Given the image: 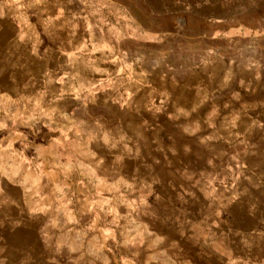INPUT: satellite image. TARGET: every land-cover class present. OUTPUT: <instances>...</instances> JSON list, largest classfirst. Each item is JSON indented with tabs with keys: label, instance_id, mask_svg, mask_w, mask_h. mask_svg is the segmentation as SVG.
<instances>
[{
	"label": "rangeland",
	"instance_id": "374dc122",
	"mask_svg": "<svg viewBox=\"0 0 264 264\" xmlns=\"http://www.w3.org/2000/svg\"><path fill=\"white\" fill-rule=\"evenodd\" d=\"M109 44L117 50L122 46L127 56V69L131 70L141 64L147 66L145 78L148 81L156 79L157 74L164 75V78L171 81H183L185 76L200 69L209 75L228 73L234 81L238 78L240 81H252L240 85L239 89L241 92L246 89L248 94L245 95L254 99L251 107L247 109L251 110L253 116L250 120L256 127L255 138L261 137V132H264V97H260L261 94L264 95V83H261L264 81V0H0V143L12 142L15 145L13 152L17 154L18 159L24 156L28 160L38 157L58 159V156L66 159L67 156L63 155L70 154L71 147L64 148L61 143L69 141L72 137L80 159L103 162L100 155L104 146L110 143L114 148L125 137L127 141L124 142L133 148L138 146L142 155L140 159L158 171L162 179L169 177V167L164 166L167 164L170 165V171L176 174L187 170L192 179V182H186V185L183 182H175L174 188L163 180L162 183L152 184L157 189L192 190L193 197L186 199L192 200V203L186 207L184 198H177L174 207V199L152 198L151 190L154 188L150 183L145 184L142 180H130L126 177L122 180L102 182L98 179L94 182L82 179L67 180L58 183L57 188L54 187L53 190L48 186L47 191L49 190V195H53L55 207L69 206V211H72L73 206L84 205L90 211L95 210L92 215L95 217L96 227L94 243H90V247L88 243L79 247L87 258L88 255L94 256V262L80 264H179L171 259L173 255L180 254L187 258L185 264H221L205 258L206 247L202 243L207 239L206 234L210 235L211 232L205 230V222L210 218L207 217L209 213L205 207L200 205L196 189L200 186L214 189V185L221 184L216 174L222 169L233 170L236 178L241 177V173H246L245 167L217 165L221 158L218 157L219 151L212 145L208 146V165H201L197 159L199 153L203 155L205 149L197 148L199 144L196 142L201 140H198L199 135L195 133L169 134L160 130L156 133L138 132L127 135L100 133L107 111L102 105L97 106L95 95H101L105 90L104 81L100 85L95 83L73 91L77 100L70 104L76 106L75 118L65 116L66 114L61 118L55 110V101H45L46 98L50 99L61 92L62 89L57 84L68 77L72 66L81 68L94 57L95 60L104 57L105 47ZM73 57L78 60L73 61ZM83 70L84 67L81 72ZM45 76L48 81H40V78ZM63 88L67 91L66 86ZM224 89L231 90L232 87ZM249 91L252 93L249 94ZM229 93L225 91L219 99L223 108L232 107ZM132 111L135 110H129L128 118L133 114ZM142 115L145 126L149 127L147 130L173 124L167 119L148 118L147 111ZM89 116L93 120H88ZM141 117L137 118L138 121ZM219 120L222 119L211 120L209 126L216 125ZM63 121L66 125L73 122L78 124L80 131L70 135L49 132L57 125L61 126ZM138 121L128 124L136 126ZM56 139L60 146H56L55 151L49 143ZM171 139H174L175 144L181 143V148L169 155L166 143ZM184 142L194 147L188 152L191 166L185 164L186 150L182 144ZM211 142L214 141L208 140V143ZM46 143L47 148L44 146ZM228 152L230 151L223 152L224 156ZM261 152L263 151H256L255 158H264V155L260 156ZM169 157H175L176 162L174 163L173 159L170 161ZM1 163L0 191L8 187L7 183H2V179L14 180L12 178L18 177L15 175H20L17 163L12 168L13 173L16 171L15 175L7 174V159ZM10 163L13 164L11 160ZM54 168L57 167L52 165L51 169ZM20 170L22 172L23 168L20 167ZM262 171L264 166H257L249 171L253 175L250 205L242 206L238 211L233 207L234 213L229 216L235 217V228L225 227V244L237 237L264 243ZM79 172L81 175L82 171ZM202 176L208 181L201 179ZM14 182L24 190L25 209L31 202L37 201L39 182ZM223 183L228 184L225 181ZM144 188L150 192L148 197L141 198L137 191L142 189V194ZM92 193H95V197L89 198L88 194ZM239 199L237 194L236 197L227 194L223 200L226 204L228 201ZM155 200L165 203L160 215L163 223L151 221L148 225L139 224L137 211L139 208L142 210L143 204H149L151 207ZM9 204L6 207L9 212L7 214L14 216L18 209L12 207V203ZM225 210H231L230 203ZM247 210H250L254 219L246 216ZM72 215L66 212L60 215L51 213L48 214V219L44 217V220L49 223L57 221L63 227L69 226L64 234L73 236L76 231L70 232L73 223L71 217L76 214ZM85 217L87 214H81L80 221L85 222ZM156 224L159 228H156ZM110 225L113 238L111 245L107 247L104 235L98 236V233L102 234L101 229H109ZM64 239L71 241L69 238ZM74 241L73 239V247ZM226 246L224 245L225 252L228 250ZM77 251L78 249L73 252ZM256 253L261 254L263 251L257 250ZM224 264L254 262L247 259L233 262L227 260Z\"/></svg>",
	"mask_w": 264,
	"mask_h": 264
},
{
	"label": "crops",
	"instance_id": "0c3cea01",
	"mask_svg": "<svg viewBox=\"0 0 264 264\" xmlns=\"http://www.w3.org/2000/svg\"><path fill=\"white\" fill-rule=\"evenodd\" d=\"M121 47L117 50V48H113L109 44L105 47L106 55L104 57H100L98 60H95L94 57L90 59L87 65L81 68L77 65L72 66L68 77H65L62 82L57 84V86L61 87V92L53 94L54 97L50 99L46 98L45 101H55V110L57 114H60L61 118H64L65 114V116L75 118L76 106L75 104H70L77 100L73 91L88 85H95V83L96 85H100L104 81L106 83L105 90H103L101 95H95V98H97L95 102L100 104L96 103L97 106L102 105L107 111L104 125L102 128L100 127V133L109 135H127L138 132L156 133L160 131H167L169 134L172 132L184 133V135L195 133L199 135L198 140H201L196 142L199 144L197 148L205 149L203 155L201 152L199 153V159H197L196 155V159L201 165H208V146L212 145L213 148L219 151L218 157L221 158L217 165L223 167H245L246 173H241L242 176L236 178H234L235 172L233 170L225 171L222 169L216 174L221 184L214 185V189H205L201 186L198 190L196 189V193L199 195L196 197L200 198V205L201 207H205L207 213H209L207 217L210 218L205 222L207 223L205 230H208V232L210 230L211 232L210 235L206 234L207 239L202 244L206 247V260H215L221 264H224L227 260L233 262L244 259L254 262V264L264 262V243H261V241L254 239L244 240L237 237L232 238L228 244H225L223 239L225 227L228 229L235 228L233 226L235 217L229 216V214L234 213L233 207L238 211L242 206L250 205V186L253 182V175L249 171L253 170L254 167L264 166V158H255L256 151L261 150L263 152H261L260 156L264 155V132H261V137L255 138L257 135L256 127L253 126L250 120L253 116L251 115V110L247 109V107H251L254 99L250 95H245L248 94L246 93V89L242 92L239 89L240 85L243 86L252 81H240L239 78L236 79L237 81H234L228 73L219 76L209 75L203 69L190 73L188 76H185L183 81H171L169 78H164V75L159 74L156 75V79H153V81H148L145 78L147 66L144 67L141 64L131 70L127 69V56ZM72 59L73 61L78 60L74 57ZM83 67L84 70L81 72ZM46 77L40 78V81H48ZM261 83L263 84L264 81H261ZM64 86L71 93L67 92L63 88ZM230 86L232 87L231 90L224 89ZM225 91L226 93L230 92L229 100L231 108H223V105L219 101ZM251 93L252 91H249V94ZM260 97H264V95L261 94ZM129 110L135 111H132L133 114L128 118ZM144 111L149 113L148 118H162L173 122V127L169 124L167 127L159 126L152 130H147L149 127L145 126L144 119L141 117ZM138 117H141L139 121ZM219 118L222 120L216 121L217 123L214 126H209L211 125V120ZM88 120L93 119L89 116ZM135 120L138 121L136 122V126L128 124L129 122L135 123ZM107 122L110 123L108 124ZM61 124V126L57 125V127L49 132L56 135H70L80 131V126L74 122L71 125H66L63 121ZM191 138L189 137V139ZM72 139L71 137L69 141L66 140V142L61 143L64 148L71 147L69 148L70 154L63 155L67 156L66 159L59 158L58 156V159L38 157L35 160H28L24 155L22 159L21 157L18 159L17 154L13 152L15 145L12 142L7 143L5 141L0 143V164H2L1 162L4 163V160L7 159V166H9L8 170H6L7 174L15 175L16 171L13 173L12 168L17 163L20 175L18 173L15 175L18 177L12 179L27 184L31 182L40 183L38 192L36 193L37 201L34 200L25 209L23 202V198L25 197L23 194L24 190L17 184H14V180L2 179V183H7L8 187L0 191V264H80V262H94V256L90 257L88 255L87 258L84 253H81L82 250H79V247L86 243L90 247V243H94L93 239L96 227L95 217H92V215H94L95 210L90 211L84 205L73 206L72 211H69V206L62 205L55 207V201L52 199L54 197L52 194L49 195V190L47 191L48 186L49 189L53 190L52 188L55 187L56 189V186L60 182L67 180L79 181V179H82L94 182L98 179L99 182H102L114 179L122 180L123 177L130 180H142L145 184L150 183L151 186L154 183H162L163 180L172 184L173 188L176 186L175 182H183L184 185H186V182H192L187 170L176 174L170 171L169 164L164 165L169 167L167 169V176L169 177L162 179L163 177L160 176L161 174L158 171L156 172L154 168H150L149 163H144L140 159L142 155L139 153L138 146L133 148L132 145L124 142L127 141L125 137L114 148L110 143L104 146L103 152L100 155L103 157V162H96L95 159H80L77 156L76 149L74 148L76 145H74ZM208 140L214 142L208 143ZM59 143L58 139H56L49 144L55 150L56 146H60ZM168 143H166V146L169 155L171 152L174 153L177 148H181V143L175 144L174 139L169 140ZM184 143L182 144L186 150V154L184 153L185 164L191 166L192 162L188 158L190 155L188 152L192 148L194 149V147L186 144L187 142ZM44 146L47 148L48 143L44 144ZM226 150L230 152L224 156ZM34 154L36 155V153ZM172 159L175 163L176 158L169 157L170 161ZM10 160L13 164L10 163ZM187 160L190 162H187ZM52 165L57 168L52 170ZM158 165H160V160ZM20 167L23 168L22 172ZM79 171H82L81 175ZM262 172L264 174V171ZM201 179H204L205 182L208 181L204 176ZM223 181L228 182V184L223 183ZM262 186H264V183ZM152 187L154 188V186ZM141 190L137 191L141 195L140 197H148L150 190L144 188L142 194ZM227 194L235 197L237 194V197H240V199L228 201L225 204L223 199ZM151 195L155 199L165 197L174 199V207L177 198H184L186 207L192 203V200L186 199L193 197V191L154 188L151 190ZM88 196L89 198L95 197V193L88 194ZM9 203H12V207L18 209L14 213V216L7 214L9 212L6 207L10 205ZM229 203L231 210L226 211L225 208ZM148 205L144 206L143 204L142 210L140 211L139 208V211H137L139 212L137 222L141 225H148L151 221L157 224L163 223L160 215L165 203L155 200L151 204V207ZM65 212L70 215L76 214L75 217H71V222L73 223L70 232L76 231V233L73 232V236L71 234H64V231L69 229V226L63 227L57 221L49 223L47 220H44V217L48 219V214L58 213L60 215ZM81 214H87L85 222L80 221ZM245 214L249 219H254V216L251 217L250 215V210H247ZM157 224L156 228H159ZM106 229L108 228L103 227L101 229L103 233H98V236L104 235L105 243L108 247V245H111V239L113 238L110 231L111 225L107 232ZM64 237L71 239V241H65ZM73 239L75 240L74 247L78 249L76 253L73 252L77 250L73 247ZM224 245H227L226 247L228 248L226 252ZM257 250L263 251V253L257 254ZM172 258L174 259H171L172 261H177L179 264H185L188 261L182 254L173 255ZM109 261L111 262V256L109 257Z\"/></svg>",
	"mask_w": 264,
	"mask_h": 264
}]
</instances>
